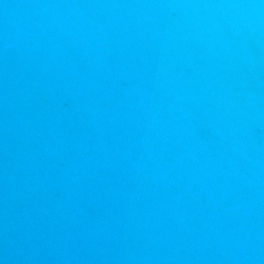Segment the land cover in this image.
<instances>
[{
  "label": "water",
  "instance_id": "water-1",
  "mask_svg": "<svg viewBox=\"0 0 264 264\" xmlns=\"http://www.w3.org/2000/svg\"><path fill=\"white\" fill-rule=\"evenodd\" d=\"M0 264H264V0H0Z\"/></svg>",
  "mask_w": 264,
  "mask_h": 264
}]
</instances>
